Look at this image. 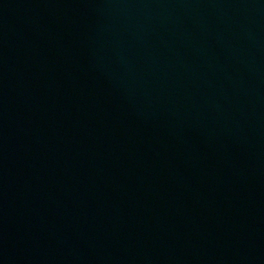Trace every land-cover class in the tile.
<instances>
[{"label":"water","instance_id":"water-1","mask_svg":"<svg viewBox=\"0 0 264 264\" xmlns=\"http://www.w3.org/2000/svg\"><path fill=\"white\" fill-rule=\"evenodd\" d=\"M0 264H264V0H0Z\"/></svg>","mask_w":264,"mask_h":264}]
</instances>
